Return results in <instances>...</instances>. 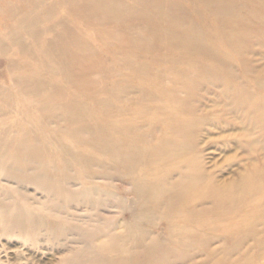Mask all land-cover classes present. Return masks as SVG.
Returning a JSON list of instances; mask_svg holds the SVG:
<instances>
[{
  "label": "rangeland",
  "instance_id": "374dc122",
  "mask_svg": "<svg viewBox=\"0 0 264 264\" xmlns=\"http://www.w3.org/2000/svg\"><path fill=\"white\" fill-rule=\"evenodd\" d=\"M110 1L105 12L95 0H0V130L15 137V126L46 114L44 105L104 103L86 113L110 117L114 142L147 157L166 153L131 173L119 165L109 183H87L84 167L76 168L73 184L81 187L73 190L97 187L115 197L118 208L95 214L112 221L119 252L137 264L144 251L145 264H264V0ZM168 105L171 112L158 110ZM180 123L183 139L175 134ZM189 165L199 179L184 193ZM253 180L263 185L260 194L242 200ZM24 189L29 201L0 176V192L20 211L66 229L79 225L69 218L84 219L78 203L43 210L37 204L51 199ZM2 202L0 264H64L80 257L81 238L93 252L109 242L76 231L25 237L10 230L22 217Z\"/></svg>",
  "mask_w": 264,
  "mask_h": 264
},
{
  "label": "bare ground",
  "instance_id": "6f19581e",
  "mask_svg": "<svg viewBox=\"0 0 264 264\" xmlns=\"http://www.w3.org/2000/svg\"><path fill=\"white\" fill-rule=\"evenodd\" d=\"M96 3L97 7L105 12L110 11L113 6L110 0H95ZM33 36L35 37V34L31 33L30 37ZM8 39H11L13 44L19 45L14 36H10ZM3 49V45L0 44V50ZM77 60L79 61V59ZM80 62L79 74L85 77L88 67L85 66V62ZM40 89L38 86L29 91H32L30 92L32 94L35 91L39 92ZM93 102L95 104L91 108L88 104L82 105V103L76 101L72 104L63 102L56 107L44 105L39 111L45 112L47 115L44 113V116H39L35 120L31 119L26 123L15 126V137H11V132L0 130V176L16 185V191L20 193H18V196L23 201H29L22 193L25 191V186H33L34 190L42 193L46 199H51L46 204L38 203L40 209L48 210L50 207L66 209L67 205L78 203L84 210V219L69 218V221L79 225H70L67 229L65 227L59 228L56 226L58 223L39 217L35 218L29 210H26V212L20 211L18 205L14 204V199L6 193L5 195L0 192V203H3L2 201L7 202V208L14 207L17 216L22 217L21 221L10 223L9 228L10 230L18 229L24 233L25 237H38L49 230H54L55 238L63 235L67 236L69 232L76 231L87 236L86 238L97 237L96 241L99 238L109 239L108 243L97 248V251L94 252L91 251V248H93L91 242L83 238L79 239L80 241L75 242V244L80 246V254L78 255L80 257H76L75 260L72 258L65 260L64 264H76L78 259H85L94 264H137L134 263L133 257L124 256L119 252L117 245L120 243L112 233L114 231V229L111 230V228H114L112 221L99 219L95 214L102 207L118 208L115 197L111 192L103 193L97 187L73 190L74 187H81L80 183L73 184L76 181V168L84 167L86 171L80 175L84 180H87V183L99 179H104L109 183V180L119 173L121 165L129 164L124 167L126 172L131 173L136 170L137 166L144 168V163L156 164L158 161H153V158L162 160L166 153L163 151L154 153V150V154L151 152L147 157L148 154L145 152L147 150L143 148L140 151H132L126 145H119L123 142H114L116 140L109 137L108 134L111 128H114L110 117L108 116L106 122H100L102 121L100 117L97 119L96 116H90L86 113L87 107L90 110L107 107L96 99ZM173 108L174 105H168L163 109L158 108V110L168 113L166 112L167 109L171 112ZM86 120L93 121V124H87ZM186 127L184 123L178 124V129L175 132V134L180 135L178 138L183 139L181 136H184ZM102 135H106V137L104 138ZM63 136L67 138L68 142H60V138ZM138 139H144V137H138ZM138 139L133 140L137 141ZM163 145L167 146L166 143ZM182 147L180 146V148ZM100 156H102L101 158L109 157V159L107 162H103ZM49 158H53L54 161H49ZM195 169L194 166L189 165L188 172L182 176L185 181L184 193L192 192V185L199 179V174ZM258 180H264V172L261 173ZM255 184V180H253L245 185L241 195L242 200L246 201L248 197L252 198L256 197V194H260L263 185L259 183L255 186ZM254 200L256 201V199ZM129 212L132 213L134 210L131 211L129 208ZM3 213L4 210L0 209V214ZM246 214L244 215L245 221L248 220ZM60 218L62 219V217ZM26 229H29L31 234L29 232L25 233ZM103 254L107 256L109 254L110 256L107 257ZM144 255H146L144 260L146 263L147 251H144Z\"/></svg>",
  "mask_w": 264,
  "mask_h": 264
}]
</instances>
